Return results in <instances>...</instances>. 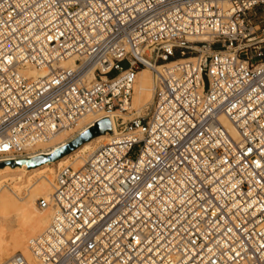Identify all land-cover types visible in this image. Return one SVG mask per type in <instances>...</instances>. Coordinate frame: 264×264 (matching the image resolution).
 <instances>
[{
    "label": "built area",
    "instance_id": "built-area-1",
    "mask_svg": "<svg viewBox=\"0 0 264 264\" xmlns=\"http://www.w3.org/2000/svg\"><path fill=\"white\" fill-rule=\"evenodd\" d=\"M90 117L68 142L109 141L57 169L9 264H264V0H0V163Z\"/></svg>",
    "mask_w": 264,
    "mask_h": 264
},
{
    "label": "bare ground",
    "instance_id": "bare-ground-1",
    "mask_svg": "<svg viewBox=\"0 0 264 264\" xmlns=\"http://www.w3.org/2000/svg\"><path fill=\"white\" fill-rule=\"evenodd\" d=\"M70 66V63L62 64L64 68ZM144 73L148 75L145 76ZM25 74L28 78L36 79L44 77L47 72L41 68L27 70ZM152 97L153 74L150 70L144 69L138 75L132 98V109L137 112V115L145 114ZM99 118L101 117L87 118L81 121L77 128L64 131L51 140L38 142L28 147L27 150L43 151L48 154L41 156H50L59 148L66 146L69 143L67 140L77 130H82ZM223 124L237 139L238 136L232 127L224 120ZM110 137L109 135L96 137L68 156L56 162H45L33 169L28 168L26 164L17 167L5 165L0 168V264H9L10 259L19 252L31 260L29 243L49 227L53 216L51 210L37 209V200L39 198L49 199L52 195L53 182L58 168L70 165L76 170L83 168L86 157L99 146L107 143Z\"/></svg>",
    "mask_w": 264,
    "mask_h": 264
},
{
    "label": "water",
    "instance_id": "water-1",
    "mask_svg": "<svg viewBox=\"0 0 264 264\" xmlns=\"http://www.w3.org/2000/svg\"><path fill=\"white\" fill-rule=\"evenodd\" d=\"M110 131H111V126L109 120L108 119L101 120L100 122L96 123L92 128L88 129L80 136L75 138L73 141L66 144V146H63L62 148L56 150L51 156H38L27 160L3 162L0 163V168L5 165H11L12 167H17L26 164L28 168L33 169L42 165L45 162H56L68 156L69 154L73 153L83 144L91 141L96 137L103 136Z\"/></svg>",
    "mask_w": 264,
    "mask_h": 264
},
{
    "label": "rangeland",
    "instance_id": "rangeland-1",
    "mask_svg": "<svg viewBox=\"0 0 264 264\" xmlns=\"http://www.w3.org/2000/svg\"><path fill=\"white\" fill-rule=\"evenodd\" d=\"M113 75H114V74H112V76H113ZM144 75H145V76H147L148 74H147V73H144ZM112 76H110V77H112ZM145 76H144V77H145ZM144 77H143V78H144ZM148 94H149V93H148ZM149 96H150V95H149ZM149 99H150V97H149ZM147 107H148V105H147ZM73 137H74V135H72V137H71V138H73ZM71 138H69V139H71ZM69 139H68V140H69ZM68 140H67V142H68ZM70 142H71V141H70ZM70 142H69V143H70ZM28 151H30V152H35V150H32V149H29ZM36 151H37V150H36ZM41 152H43V151H41ZM50 156H51V155H50ZM40 166H41V165H40ZM40 166H39V167H40ZM36 207H37V205H36ZM37 209H38V208H37ZM14 230L16 231V230H17V228H16V229H14ZM10 234H11V233H9V235H10ZM34 238H36V237H34ZM34 238H33V239H34ZM17 254H20V252H19V253H17Z\"/></svg>",
    "mask_w": 264,
    "mask_h": 264
}]
</instances>
